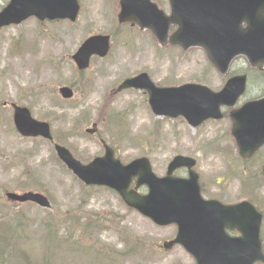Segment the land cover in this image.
I'll return each mask as SVG.
<instances>
[{
    "label": "rangeland",
    "instance_id": "obj_1",
    "mask_svg": "<svg viewBox=\"0 0 264 264\" xmlns=\"http://www.w3.org/2000/svg\"><path fill=\"white\" fill-rule=\"evenodd\" d=\"M159 1L165 5L164 0ZM7 2L0 0V8ZM79 3L81 9L75 23H40L30 19L0 30V223L9 225L5 233L10 229L14 234L12 242L6 238V251L0 248V264H20V258L11 254L10 248L33 250L34 256L43 253L41 225L49 217L60 223L62 217L80 218L90 213L115 218L106 222L111 229L91 227L94 233H100L86 244L98 248L99 254L95 256L98 260L91 255L76 259L61 254L55 264H99L100 261L102 264H195L179 246L162 250L163 242L175 236L174 227L155 226L127 209L106 188H86L58 161L51 144L42 139L22 138L14 130L10 108L13 103L29 107L37 121L48 122L56 142L67 147L82 163L103 154L100 139L118 151L116 155L123 163L147 157L157 176L165 174L174 156L192 157L197 161L195 170L200 175L204 196L228 204L252 200L264 213V177L260 176L264 150L252 165L244 167L239 164L227 134L226 121L209 122L192 129L182 119L156 118L141 91L113 94L123 80L141 72L163 87L194 81L214 89L221 80L203 53L162 50L148 33L118 27L117 0H79ZM94 35H110L111 50L105 59H94L87 71L79 73L71 56L87 37ZM243 65V61L236 62V70ZM256 75L252 73L250 77V91L258 88ZM61 86H73L75 97L71 101L60 99ZM4 103L7 106L3 107ZM94 122L98 124L97 134H86L85 130ZM115 122L119 123L120 131ZM248 175L255 178L250 190L243 188L240 181ZM28 191L45 195L51 209L11 204L5 199L7 192ZM21 223L25 226L20 229L22 233L18 231ZM118 223L126 228V235L145 238L156 247L149 254L150 261L140 255L112 258L113 251L123 250L118 233L112 231ZM18 237H21L19 242ZM101 251L103 255L110 253L108 258H102Z\"/></svg>",
    "mask_w": 264,
    "mask_h": 264
},
{
    "label": "water",
    "instance_id": "obj_2",
    "mask_svg": "<svg viewBox=\"0 0 264 264\" xmlns=\"http://www.w3.org/2000/svg\"><path fill=\"white\" fill-rule=\"evenodd\" d=\"M167 17L151 0H119L117 21L140 31H150L159 47L178 46L183 51L200 48L209 63L225 75L231 63L244 58L254 69L264 68V0H169ZM77 0H10L0 12V28L19 25L30 17L40 21L77 18ZM171 26L177 29L173 34ZM110 49L108 36L86 39L72 56L78 70L89 67L93 56L105 57ZM245 76L230 79L222 91L213 93L199 85L157 88L142 73L127 79L117 92L134 89L148 94V103L157 117H183L195 128L207 119L222 118L220 107L234 106L245 89ZM63 99L73 97L68 87L59 90ZM13 123L22 137L52 140L50 126L32 118L27 108L12 105ZM230 134L243 160L251 159L264 146V97L247 102L229 115ZM88 134L97 132L93 124ZM104 155L87 165L77 161L62 146L55 145L58 159L87 186H105L114 190L127 207L165 227L174 225L175 238L163 248L181 246L195 264H264L260 240L261 214L249 202L223 205L201 197L195 161L176 156L168 165L166 175L158 178L147 158H138L123 165L114 151L102 142ZM187 168L188 178L173 176L174 171ZM264 172V171H263ZM135 187L130 189L133 180ZM144 186L147 194H139ZM10 202L37 204L50 208L48 199L39 193H7ZM228 232H238L233 237Z\"/></svg>",
    "mask_w": 264,
    "mask_h": 264
},
{
    "label": "trees",
    "instance_id": "obj_3",
    "mask_svg": "<svg viewBox=\"0 0 264 264\" xmlns=\"http://www.w3.org/2000/svg\"><path fill=\"white\" fill-rule=\"evenodd\" d=\"M115 127L118 131L121 130V127L117 122H115ZM251 180L252 179L247 177L241 179L242 187L250 190L253 184H255L254 181L252 182ZM112 219L115 218L112 216L107 217L105 215L101 217L97 214L90 213L85 215V217L80 218L71 217V219H69L67 217L66 219L65 217H62L59 223L55 222L54 218L49 217V219L41 225L44 230V236L42 238L43 253H40L39 256H34L33 250L20 251L13 248H10V253L20 258V264H55L58 256L61 254V257L71 256L76 257V259L91 255L96 261L98 259L95 258V256L97 253L99 254V251L97 250L98 248L91 244H86V241L93 239L100 232L97 231L94 233L95 229H91V227L100 230L111 229L110 226L106 225V222L108 223ZM14 221H16L15 218ZM117 225L118 226H115L112 231L116 234L118 233L119 241L122 244L123 250L118 252L113 251L111 253L112 258H114V260H119L138 257L140 255V258L150 261L151 258L149 257V254L150 252H153L156 247L151 243L149 244V240L145 238L136 237L132 234L126 235L125 232H128L126 228L121 227L119 223ZM8 226L9 225H6L5 223H0V248L5 251L8 244V242L5 243L6 238L11 239L9 242H12L14 238V234L12 233L13 230L10 231L9 229L8 232L5 233V228ZM23 227L25 226L21 223L18 231L22 233L20 229ZM60 228H63V231H61ZM261 238L264 249V223ZM20 239L21 237H18L17 241L19 242ZM109 254L110 253L106 252V254L103 255V251H101L102 258H108ZM101 262L102 261H100L99 264H102Z\"/></svg>",
    "mask_w": 264,
    "mask_h": 264
},
{
    "label": "flooded vegetation",
    "instance_id": "obj_4",
    "mask_svg": "<svg viewBox=\"0 0 264 264\" xmlns=\"http://www.w3.org/2000/svg\"><path fill=\"white\" fill-rule=\"evenodd\" d=\"M154 1L163 9V11L165 13H167V14L169 13V0H164V4L165 5H161L162 3L159 0H154ZM174 30H175V28H173V27L170 28V32H173ZM149 36H151V35L149 34ZM167 49H172V50H175L176 52H178L180 54H183L178 48H170V47H168ZM236 68H237V66H233V68L230 70V72L227 75H225V76H221L215 70H213V72L216 74V76L219 78V80H221L219 86L214 88V89L209 87L207 84L200 83V82L190 81V82H186V83L201 84V85L207 86L208 88H210L214 92H219L224 87V85L228 81V79H230V78H232L234 76H238V75H245L247 77V86H246V89H245L243 95L237 100V102L235 104V107L231 109V110H234L236 108H239L240 106H242L244 103H246L248 101H251V100H254V99H258V98L264 96V70H262V71H254V70L249 69L246 65H243V67H240L241 69L239 71L236 70ZM249 71H251V74L252 73L258 74V75H256V77L258 78V80L256 82L258 84V88L256 89V91H251V94L249 93V91L251 89H250L249 84H248L249 83V79H250L249 78V76H250L249 75ZM186 83H184V84H186ZM222 111H223V116H224L223 120L226 121L229 124V122H228V120H229L228 119V113L230 112V109L223 108ZM209 122H215V121L209 120V121H206L204 124L209 123ZM176 174L178 176L181 175L182 177H186L187 176V171L185 169H180L179 171H177Z\"/></svg>",
    "mask_w": 264,
    "mask_h": 264
}]
</instances>
